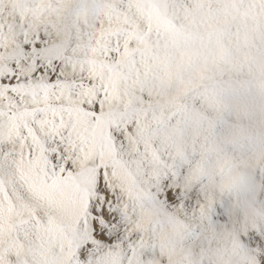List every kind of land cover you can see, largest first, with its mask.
I'll list each match as a JSON object with an SVG mask.
<instances>
[{
    "label": "snow or ice",
    "instance_id": "snow-or-ice-1",
    "mask_svg": "<svg viewBox=\"0 0 264 264\" xmlns=\"http://www.w3.org/2000/svg\"><path fill=\"white\" fill-rule=\"evenodd\" d=\"M260 58L264 0H0V264H264L194 260L168 186L182 98Z\"/></svg>",
    "mask_w": 264,
    "mask_h": 264
},
{
    "label": "rangeland",
    "instance_id": "rangeland-1",
    "mask_svg": "<svg viewBox=\"0 0 264 264\" xmlns=\"http://www.w3.org/2000/svg\"><path fill=\"white\" fill-rule=\"evenodd\" d=\"M217 101L223 103L218 105ZM182 103L185 112L180 117L179 150L171 153L169 163L172 175L169 180L170 186H168L178 192L176 204L170 205V207L178 212L196 233V236L190 238L189 241H196L194 248L195 251L196 249L198 251L193 253L194 260L210 261L211 249H214L215 244H217L215 241L220 244L222 241H227L241 234L246 237L245 249L259 255L264 252V247H261L262 242H264V163H260L256 145L257 141L263 140L262 149L264 150V136L258 137L255 142L250 141L251 144L248 141L256 137L254 132L256 127L264 130V100L247 84L246 73L223 68L213 70L197 88L182 98ZM198 140L201 142L200 145L204 147L202 151L199 147V149L197 148L198 145L195 143ZM220 149L228 152H223V156L229 154L234 161H240L239 157L244 155L246 158L243 157L242 161L247 159L246 161L255 162V166H250L247 171L255 175L257 180L261 182L262 188L258 198L253 203L247 202L245 195L231 190H222L213 178L215 159L212 152L214 150V154H216V151H220ZM204 151L203 156L201 154ZM207 151H210L211 155ZM207 163L211 165V180L206 177V173L204 174L205 171H208ZM202 174L203 177L201 178ZM202 187H208V189H213L218 193L217 197H220L221 203L223 202L220 209H218V201H216L217 203H208L206 196L204 204L210 209L203 214L201 210L197 211V206L203 205L204 194L200 193ZM242 212L247 213L250 221H244L245 216L242 215ZM239 221L240 223L236 225V222ZM250 232H254L255 236L248 235ZM198 234H204L206 239H198ZM255 237H259L262 242L257 241ZM198 244L201 246L199 247Z\"/></svg>",
    "mask_w": 264,
    "mask_h": 264
},
{
    "label": "clouds",
    "instance_id": "clouds-1",
    "mask_svg": "<svg viewBox=\"0 0 264 264\" xmlns=\"http://www.w3.org/2000/svg\"><path fill=\"white\" fill-rule=\"evenodd\" d=\"M223 68L246 73L247 84L264 100V58L241 59L236 63L218 65L215 70ZM204 80L199 83L201 84ZM222 103V101H217L218 105ZM250 166L249 161H234L230 156H224L215 161L213 178L222 190H231L242 195H248L251 192L247 171Z\"/></svg>",
    "mask_w": 264,
    "mask_h": 264
},
{
    "label": "bare ground",
    "instance_id": "bare-ground-1",
    "mask_svg": "<svg viewBox=\"0 0 264 264\" xmlns=\"http://www.w3.org/2000/svg\"><path fill=\"white\" fill-rule=\"evenodd\" d=\"M253 95V94H252ZM257 108V107H256ZM259 114V113H258ZM251 115V114H250ZM253 116H254V114H253ZM259 118V117H258ZM260 118H262V117H260ZM253 120H257V119H253ZM264 121V120H263ZM195 127V126H194ZM263 127V126H262ZM196 128V127H195ZM203 128V127H202ZM197 129V128H196ZM206 129V128H205ZM193 130V129H192ZM198 130V129H197ZM202 130H204V129H202ZM254 132L256 133V137H254V138H251L248 142H250V141H252V142H255V140L258 138V137H263L264 136V130L262 129V128H260V127H256V129H254ZM202 134H203V132H202ZM198 135V134H197ZM199 135H200V133H199ZM198 135V136H199ZM195 136V135H194ZM197 137V136H196ZM194 138V137H193ZM193 141H194V139H193ZM197 141V140H196ZM252 142H250V144L252 143ZM190 143V142H189ZM195 143H197V148L199 147L200 149H201V151L202 150H204V147H202L200 144H201V142L198 140V142H195ZM191 144H193V143H191ZM246 144V143H245ZM262 145H263V140H260V141H257V145H256V148H257V150H258V158H259V160H260V163L262 164V163H264V150L262 149ZM189 146H190V144H189ZM192 146H194V145H192ZM253 146V145H252ZM251 146V147H252ZM196 147V146H195ZM238 147V146H237ZM240 147H242V146H240ZM198 148V149H199ZM228 148V147H227ZM230 148V147H229ZM254 148V147H253ZM252 148V149H253ZM225 149V148H224ZM191 150V149H190ZM233 150V149H232ZM254 150H255V148H254ZM190 152V151H189ZM200 152V151H199ZM210 152V151H209ZM208 151H207V153H209ZM223 152H227V151H222V149H220V151H216V154H214V150H213V152H212V155H213V157H214V159H215V161L218 159V158H221L222 156H223ZM251 152V151H250ZM256 152V151H255ZM204 153H205V151L201 154V155H203L204 156ZM228 153V152H227ZM210 155H211V153H209ZM245 154V153H244ZM199 155V154H198ZM252 155H254V154H252ZM184 156V155H183ZM225 156V155H224ZM223 156V157H224ZM228 156H229V154H228ZM246 158L244 155L242 156V157H239V159H240V161H242V158ZM251 157V156H250ZM188 158V157H187ZM243 158V159H244ZM249 158V157H248ZM191 159H192V157H191ZM213 159V160H214ZM184 160V159H183ZM247 160V159H246ZM186 161V160H185ZM211 161V160H210ZM250 162V164H251V167H254L255 166V162L254 161H249ZM208 164V163H207ZM210 164H211V162H210ZM205 165V164H204ZM212 165V164H211ZM211 165H209L208 164V171L206 172H204V174L206 175V177L209 179V180H211L212 178V173H211V171L212 170H210V166ZM204 167H206V166H204ZM264 168V167H263ZM259 172V171H258ZM260 173V172H259ZM197 174V173H196ZM184 175H186V174H184ZM194 175V174H193ZM259 176H260V174H258ZM180 176H182V175H180ZM188 176V175H187ZM203 177V174H202V176H201V178ZM182 180V179H181ZM180 180V181H181ZM187 180V179H186ZM200 184V183H199ZM170 186V185H169ZM262 188V187H261ZM185 190V189H184ZM184 190H182V191H184ZM200 193L201 194H204V197L202 198V203H203V205H201V204H199L198 206H197V211L199 212L200 210H201V208H202V206L204 207V209H205V211L204 212H208V209H210V208H208L207 207V205L206 204H204L205 203V198H206V196H207V200L209 201H207L208 203H212V202H216V201H218V209H220L222 206H220V205H222L223 204V202L221 203V200H220V197L218 198L217 196H218V193L216 192V191H214L213 189H208V187H202L201 188V190H200ZM258 198V197H257ZM223 199V198H222ZM199 203V202H198ZM217 203V202H216ZM250 203V202H249ZM251 203H253V202H251ZM226 204V203H225ZM204 205H206V206H204ZM209 205V204H208ZM213 205H215V204H213ZM178 206V205H177ZM176 206V207H177ZM182 206V205H181ZM195 206V205H194ZM212 206V205H211ZM180 208V207H179ZM182 209V208H181ZM189 209V208H188ZM192 209L194 210V208L192 207ZM180 210V209H179ZM220 211H222V210H220ZM225 211V209L223 210V212ZM191 212V211H190ZM247 213H245V212H242V215H244L245 216V218H244V221L245 222H248V217H247V215H246ZM261 214V213H260ZM218 215H219V213H218ZM218 215H216L217 216V218H218ZM261 216V215H260ZM243 219V218H242ZM234 221V220H233ZM250 221V220H249ZM234 223V222H233ZM240 223V221L237 223L236 222V225L237 224H239ZM263 226V225H262ZM239 227H241V226H239ZM253 227V226H252ZM242 228V227H241ZM242 231V230H241ZM258 233V232H257ZM220 236V235H219ZM264 236V235H263ZM198 239H201V238H204V239H206L205 237H204V234H198V237H197ZM197 238H196V240H197ZM215 240H216V238H214ZM214 240V241H215ZM264 240V239H263ZM203 241V240H202ZM201 241V242H202ZM213 241V242H214ZM222 241V240H221ZM256 241V240H255ZM257 241H260V240H257ZM212 242V241H211ZM215 242H217V244H215V246L214 247H216L217 245H218V241H215ZM223 242V241H222ZM260 242H262V241H260ZM193 243H194V245H193V253L195 254V252L196 251H198L197 249H196V251H195V243H196V241L194 240L193 241ZM201 244V243H200ZM205 244V243H204ZM214 244V243H213ZM212 244V245H213ZM207 245V244H206ZM256 245V244H255ZM198 246L200 247L201 245H199L198 244ZM205 248V247H204ZM212 250V249H211ZM197 254V253H196ZM207 254V253H206ZM208 261V260H207Z\"/></svg>",
    "mask_w": 264,
    "mask_h": 264
},
{
    "label": "water",
    "instance_id": "water-1",
    "mask_svg": "<svg viewBox=\"0 0 264 264\" xmlns=\"http://www.w3.org/2000/svg\"><path fill=\"white\" fill-rule=\"evenodd\" d=\"M248 176H249V182H250V186H251V192L250 194L248 195H245V199L247 200V202H254L256 201L260 191H261V187H262V184L260 181L257 180V178L255 177V175L248 171ZM190 243V247L192 249V252H193V241L192 242H189Z\"/></svg>",
    "mask_w": 264,
    "mask_h": 264
}]
</instances>
